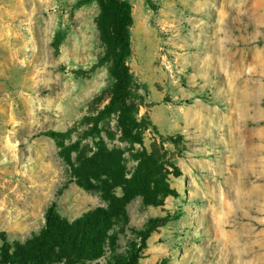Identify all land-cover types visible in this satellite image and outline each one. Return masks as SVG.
<instances>
[{"label": "rangeland", "instance_id": "obj_1", "mask_svg": "<svg viewBox=\"0 0 264 264\" xmlns=\"http://www.w3.org/2000/svg\"><path fill=\"white\" fill-rule=\"evenodd\" d=\"M128 1L125 129L98 0H0V262L55 204L113 218L51 264H264V0Z\"/></svg>", "mask_w": 264, "mask_h": 264}, {"label": "trees", "instance_id": "obj_2", "mask_svg": "<svg viewBox=\"0 0 264 264\" xmlns=\"http://www.w3.org/2000/svg\"><path fill=\"white\" fill-rule=\"evenodd\" d=\"M101 6L99 28L105 43L112 50V71L115 83L108 109L117 112L119 105V122L126 129L135 120L129 115L127 104L131 73L126 64L130 56L131 6L128 0H98ZM113 18L111 30L105 24ZM100 210V209H99ZM45 227L39 234H33L24 243L19 241L10 252V243L3 234L2 250L4 255L0 264H51L56 259L65 258L67 263L100 252L108 237V227L112 225L113 216L109 211L88 213L69 221L58 212L55 204L45 212ZM110 239V238H109Z\"/></svg>", "mask_w": 264, "mask_h": 264}, {"label": "bare ground", "instance_id": "obj_3", "mask_svg": "<svg viewBox=\"0 0 264 264\" xmlns=\"http://www.w3.org/2000/svg\"><path fill=\"white\" fill-rule=\"evenodd\" d=\"M264 179V175H257V177L254 179L255 181L259 182ZM235 189H238L241 186V183L239 182V179H237L236 184H233Z\"/></svg>", "mask_w": 264, "mask_h": 264}]
</instances>
